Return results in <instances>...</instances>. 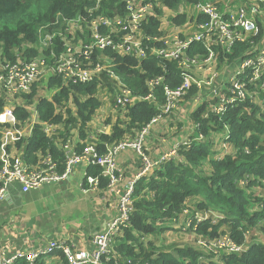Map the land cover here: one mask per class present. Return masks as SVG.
<instances>
[{"label":"trees","instance_id":"1","mask_svg":"<svg viewBox=\"0 0 264 264\" xmlns=\"http://www.w3.org/2000/svg\"><path fill=\"white\" fill-rule=\"evenodd\" d=\"M162 1L169 7L176 4V0ZM95 2L96 0H0V51L2 56H5L3 59L13 61L17 54L28 59L35 57L39 51L29 44L36 43L39 28H56L64 23V19L78 16L88 18L87 10L93 7ZM33 5L36 12L27 13ZM123 11L124 5L119 0H100L93 15L112 16ZM24 15L25 19H17ZM182 19V16H176L173 21L180 22ZM158 24L155 17H150L143 25L145 33L153 34ZM56 41L60 45L58 38ZM243 47L242 44L238 45L234 55ZM195 48L200 52L204 51L202 45L197 44ZM113 56L116 72L134 94L148 92L147 79L160 74L163 63L167 67L164 82L172 87L180 82L179 69L174 60L165 62L148 55L138 62L130 55ZM102 78L104 80L106 77ZM47 83L49 86L59 87V90L50 99H39L37 103L39 118L46 123H64L66 134L69 135L68 123L74 124L77 118L69 116L63 119L56 110L62 101L68 99L70 92L86 95V99L82 101L75 95L76 93L73 97L77 105L78 118L81 120L79 131L83 137L85 122L100 105L95 97L97 82H69L65 85L61 77L51 76ZM155 96L162 104L164 100L162 85L156 88ZM2 108L3 99H0V111ZM127 110L129 119L124 128L115 124L111 134L99 136L100 140L96 143L99 152L107 150L105 142L115 144L123 138V134L130 133L131 129L139 130L140 133L158 112L154 104L142 100L134 101ZM13 112L15 117L20 119L28 115L23 107H16ZM210 120L215 124L212 129L227 125L230 135L228 140L233 144L234 151L218 159L213 158L212 145L200 143L189 147L180 146L174 158L153 167L151 174L140 177L134 184L128 222L113 238L110 253L107 257H102L103 264L122 261L127 264L126 259H130L131 264H216L209 258L212 253L196 249L194 245L174 244L171 247L173 251L159 248L157 239L168 227L165 223H171L178 218L186 205L201 210H212L221 216L220 220L215 222L209 219L196 222L191 218L190 230L196 236L207 237L209 241L228 234L236 243L241 244L245 232L254 228L258 221L264 220V206L253 208V202H257L258 198H254L249 192L251 186H264V111L247 98L229 107L220 118L212 116ZM206 122L200 120L199 123L204 134L208 129ZM64 138L66 136L62 139ZM16 144L19 145L20 142ZM82 144H77L78 150ZM37 150L43 154L49 152L59 163V169L64 168V151L62 148L57 149L54 136L47 135L40 125H35L32 136L28 139L27 161L34 160L32 154ZM205 163L209 167L208 171L202 169ZM99 172L98 166H90L87 169V173L93 175ZM246 177L249 178V183L241 186L239 181ZM106 183L107 179L99 176V188H105ZM219 255L218 259L222 264H264V244L253 243L240 255L228 253ZM62 257L64 258L63 255ZM63 264H66L65 258Z\"/></svg>","mask_w":264,"mask_h":264},{"label":"crops","instance_id":"2","mask_svg":"<svg viewBox=\"0 0 264 264\" xmlns=\"http://www.w3.org/2000/svg\"><path fill=\"white\" fill-rule=\"evenodd\" d=\"M211 1L217 4L225 17L234 15L236 9L240 6L246 8L249 16L253 17L258 26L256 36L249 39L246 34L243 35V32H239L238 40L241 41L235 42L234 50L229 53L232 55L231 57L222 52V49L213 37H206L201 45L204 50L207 47L213 48L216 51L215 58L203 61L204 52L194 51L195 53L190 52V56H198L199 61L197 64H190L185 60V56L183 57V64L179 66L180 70H189L193 75L201 79L210 77L212 79L211 84L202 89L194 90L192 94L178 101L171 112L161 115L155 121L149 122L147 130L141 138L139 130L136 129H131L130 133L123 134V138L119 141H137L140 138V152L132 147H125L115 152L114 160L118 169L117 172L120 174V180L114 188L85 190V174L88 167L84 162L73 165L62 182L45 183L35 189H25L17 183L11 184L4 199L0 200V252L10 253L17 250L36 249L45 245L50 238L63 240L74 250L91 249L93 247L94 235L104 231L110 219L116 215L118 195L115 190L124 188L135 178L144 165L143 157L150 160L160 158L165 152L172 148L180 147L184 141L194 138L197 134L198 126H200V120L207 121L208 129L204 134V140L199 143L212 145V149L214 150L213 158L219 159L234 151L233 144L225 137L227 133L226 129L224 127L212 129L215 124L210 119H212L214 106L225 92L227 78L232 71L237 69L241 54L250 45L249 41L252 40L258 45L264 46V7L256 0ZM195 3V0H176L175 6L169 7L161 0L157 5L159 25L156 31L158 35L171 40L175 36L184 37L193 34L198 22L196 20L201 15ZM177 15L178 17L182 16L183 19L180 22H173V18ZM61 29H66L67 38L74 44H80L86 40V31L81 33V31L77 30L79 29L78 27H72L66 23ZM241 44L244 47L234 55L237 46ZM29 46L33 47L34 44H29ZM151 51L153 55L156 54L155 49ZM34 56H41L40 58H42V53H37ZM40 67L43 68V71H47L44 79L39 81L40 85H35L30 93L8 96L6 99H3V108L0 111V164L5 158L13 159L20 157L32 166L37 167L40 165L43 156L49 152L43 154L40 150H37L32 154L34 160L27 161V142L32 136L35 125H40L47 135L54 136V143L57 149L62 148L61 140L66 136V138L72 141V146L78 150V143H83L81 146L90 142L97 143L100 140L99 136L101 134L109 135L112 133L115 124L124 128L128 122V106L115 107L112 105L113 108L117 109L116 118L121 115L120 120L117 119L111 126L93 127L97 116L95 115L92 119L95 111L102 105L104 107H110L109 105H111L105 101V97L115 92L120 82L116 79H104L97 84L95 97L100 102V105L92 113L90 119L85 122L83 137H81V132L79 131L81 120L78 118L77 108L73 99L76 92H70L68 99L62 101L56 110L60 112L63 119H67L69 116L77 118L74 124L68 123L69 135L66 134L64 123L54 124L42 121L37 112L39 99H50L59 89L56 86H49L47 83L51 77V73L48 70L49 65H41ZM47 73L50 75H47ZM120 80L124 82L122 78ZM29 94L32 95L29 96ZM75 95L81 101L87 97L80 93H76ZM250 98L252 102L259 105V108H264V90H257L254 95L253 93L251 94ZM136 100L140 99L135 98ZM150 103L154 104L157 111H159L160 103L157 99L155 102ZM16 107H23L27 110L28 115L26 118L20 119L15 117L13 111ZM105 116L106 114L101 117L105 118ZM18 138L20 140L17 141ZM17 142H20V144L17 145ZM225 144L229 146L228 151H226ZM111 146L113 144L105 142L106 149ZM152 171V169L146 170L141 177L151 174ZM248 180V177L243 178L239 181V184L241 186L247 185L249 183ZM252 187H263L261 193L264 194L263 185L251 186L249 190ZM250 193H252L254 198L261 199L257 196V193ZM258 206H260V203H254L253 208L258 209ZM200 213L201 209L186 205L178 218L171 223L166 222L165 225L170 226L174 230L176 229L175 227L181 226L182 230L189 234L190 245L197 247L199 241L203 240V237L196 236L190 230L189 222L191 218L195 219ZM216 215L217 213L215 215L204 213V217L212 222L217 220L218 216ZM161 236L162 234L158 237ZM247 240L251 242L249 231L245 232L242 243ZM207 243L210 244V248L206 247L205 251H210L209 253H212L215 259L219 257V253L215 254L212 251L211 246L213 243L211 241ZM184 244L186 243L178 244V246ZM61 254L59 251H56L53 254L41 256L33 262L21 259L16 261L15 264L23 262H26L25 264H63L64 258Z\"/></svg>","mask_w":264,"mask_h":264},{"label":"built area","instance_id":"3","mask_svg":"<svg viewBox=\"0 0 264 264\" xmlns=\"http://www.w3.org/2000/svg\"><path fill=\"white\" fill-rule=\"evenodd\" d=\"M160 1L119 0L124 5V11L114 13L112 16H105L93 15V11L98 8L100 2V0H96V4L87 10L88 18L84 19L82 16H78L64 19V23L56 28H39L34 48L38 49L39 54L42 53V58L37 56L23 61L18 58L13 61L3 60L0 66V99L30 93L34 88H32L33 82L39 71L41 72L43 69L40 66L49 65L48 70L51 75L49 73L47 75L61 77L62 83L65 85L69 82L90 83L92 81L98 84L103 80V76L106 77V80H119L115 92L110 93L111 105L115 107L130 106L135 98L155 102L157 99L156 88L162 85L164 100L159 106V111L150 120L152 122L161 115L171 112L178 101L192 94L194 90L211 84L210 77L201 79L189 70L179 69V66L183 64L184 56L188 63H198V56H190V52H198L195 45H201L206 37H213L222 52L229 54L234 50L235 42L241 41L238 40L239 32H243V35L246 34L249 39L254 38L258 33V26L253 17L249 16L246 8L240 6L234 15L225 17L215 2L195 0V6L201 15L196 20L198 22L193 34L184 37L175 36L171 40L159 36L157 31L147 34L143 25L149 21L150 17L157 19V5ZM256 1L264 7V0ZM66 23L72 27H78L77 30L81 33L86 31V40L80 44L72 43L67 38L66 29H61ZM82 28H85V31ZM57 38L60 45L57 44ZM249 42L248 49L241 54L237 69L229 74L225 92L214 106L212 116L220 118L229 107H233L247 98L251 99V94L254 95L257 90H264V46L258 45L252 40ZM152 49L156 50L155 55H153ZM203 52V61L215 58L216 51L213 48L207 47ZM113 54L130 55L138 62L144 60L148 55L165 60V62L174 60L179 69L180 82L173 87L164 82L167 67L163 63L161 73L147 79L148 92L134 94L131 88L120 80L121 76L116 72ZM148 125L149 123L139 133L140 138L142 133L147 130ZM222 127L226 129L225 137L229 139L227 125L223 124ZM203 140L204 132L198 126L196 136L184 141L182 146L189 147ZM61 141L65 154L62 170L59 169V163L50 153L43 156L37 167L20 157L3 159L0 164V200L4 199L8 187L13 183H17L25 189H35L45 183L62 181L67 177L71 167L81 162H84L87 167L98 166L100 168L97 175L85 174V190H98L99 176L107 179L105 188H114L120 180L114 160L115 152L125 147H132L140 152L139 139L137 141H119L102 153L99 152L96 143L90 142L84 144L80 150H75L70 139L64 138ZM178 149L179 147L172 148L154 160L143 157L144 165L135 178L124 188L115 190L118 195L116 215L110 219L104 231L94 235L91 249L74 250L65 241L50 238L45 245L36 249L17 250L10 253L0 252V264H15L21 259L33 262L41 256L53 254L56 251L62 253L66 264H103L102 257L108 256L113 238L122 231L128 222L132 209L135 180L140 178L146 170L174 158ZM260 206H264V203H260ZM201 219L206 220L205 217H195L196 222ZM189 225H191L190 222ZM207 242L203 239L199 241V244L210 248V244ZM211 242L215 243L217 247H227L229 252L239 253L238 255L243 252L241 250L243 243H236L228 234H223ZM125 263L131 264L130 259H126ZM115 264H124V262Z\"/></svg>","mask_w":264,"mask_h":264},{"label":"rangeland","instance_id":"4","mask_svg":"<svg viewBox=\"0 0 264 264\" xmlns=\"http://www.w3.org/2000/svg\"><path fill=\"white\" fill-rule=\"evenodd\" d=\"M36 12V9H35V6L33 5L32 7H31V9L27 12V13H35ZM20 18H23V19H25V15L24 16H19V17H17V19H20ZM84 27V26H83ZM83 29V31H85V28H82ZM34 47V46H33ZM38 50V49H37ZM3 58H5V56H2V54H1V51H0V66L2 65V63H3V60H6V59H3ZM17 58H18V60H21V61H23V60H25V59H27V60H29L28 58H26V57H22V56H20L19 54H17ZM35 58V57H34ZM30 59H33V58H30ZM47 71H39V74H38V76L36 77V79H35V81L33 82L34 84H33V86H32V88L33 87H35V85H40V83H39V81L40 80H42V79H44V77H45V73H46ZM105 101L106 102H108V103H110V104H112L111 102H110V95L108 94V96H106L105 97ZM106 105H108L107 103H106ZM75 106H76V108H77V105H76V103H75ZM110 107H104L103 105L102 106H100L99 108H98V110H96L95 111V113L92 115V119H93V117L95 116V115H97L96 116V119H95V122L93 123V127H103V126H106V125H110L111 126V124H114L115 122H116V120L118 119V120H120V118H121V115H119L117 118H116V111H117V109H115V108H113V106L112 105H109ZM96 109V108H95ZM260 109H263L264 110V108L263 107H260ZM104 114H106V116H105V118L103 117H101V116H103ZM98 119H100V120H98ZM91 122V121H90ZM140 133H141V130H140ZM145 134V132L144 133H142V136ZM148 135V134H147ZM146 135V136H147ZM145 136V137H146ZM138 139H140V138H138ZM142 140V139H141ZM142 145V144H141ZM226 145V151H228L229 150V146H228V144H225ZM142 147V146H141ZM209 167H208V165L205 163L203 166H202V169H203V171L204 170H207ZM208 171V170H207ZM255 186V185H254ZM263 187H257V188H255V187H252L249 191L250 192H253V193H257V196L258 197H260L261 199H258V201L257 202H253V203H264V194H262L261 193V189H262ZM204 213L205 214H207V215H212V214H216L215 212H213V211H211V210H208V209H204V210H201V213H200V215H198L197 217L198 218H200V217H204ZM216 216H218V218H217V220H220V218H221V216L219 215V214H217ZM264 220H261V221H258L257 223H256V226L254 227V228H251L250 230H249V232H250V234H251V242H250V240H247V241H245L243 244H242V246H241V250L242 251H244V250H246L248 247H250L253 243H262V244H264V222H263ZM167 223H169V222H167ZM176 229L174 230V229H172L170 226H168L163 232H162V236L161 237H159V239L157 240V244H158V246H159V248L160 249H162V250H169V251H173L172 249H171V247L174 245V244H176V245H178V244H182V243H186V244H190L189 243V234H187V232H185L184 230H182V227L180 226V227H175ZM252 229H253V231H252ZM169 231V232H168ZM168 232V233H167ZM164 233H165V235H164ZM167 233V234H166ZM222 236V235H221ZM203 239H205L206 241H209V239L207 238V237H203ZM113 244V243H112ZM112 244H111V246H112ZM110 246V247H111ZM201 247V248H199V247ZM211 248H212V251L215 253V254H217V253H228V254H232V255H238L239 253H236V252H229L228 250H227V247H224V246H222V247H217L216 245H215V243H213L212 244V246H211ZM196 249H199V250H202V251H205V249H206V247L205 246H202V245H197V247H196ZM210 252V251H209ZM220 256V255H219ZM209 258L211 259V260H213L216 264H222V262L220 261V259H218L219 257H216V259H215V257H214V255H210L209 256Z\"/></svg>","mask_w":264,"mask_h":264},{"label":"water","instance_id":"5","mask_svg":"<svg viewBox=\"0 0 264 264\" xmlns=\"http://www.w3.org/2000/svg\"><path fill=\"white\" fill-rule=\"evenodd\" d=\"M60 182H62V181H60Z\"/></svg>","mask_w":264,"mask_h":264}]
</instances>
